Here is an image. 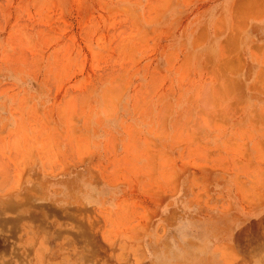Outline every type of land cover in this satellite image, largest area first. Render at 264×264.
Returning <instances> with one entry per match:
<instances>
[{
    "label": "rangeland",
    "instance_id": "rangeland-1",
    "mask_svg": "<svg viewBox=\"0 0 264 264\" xmlns=\"http://www.w3.org/2000/svg\"><path fill=\"white\" fill-rule=\"evenodd\" d=\"M261 230L264 0H0V264H264Z\"/></svg>",
    "mask_w": 264,
    "mask_h": 264
},
{
    "label": "bare ground",
    "instance_id": "bare-ground-1",
    "mask_svg": "<svg viewBox=\"0 0 264 264\" xmlns=\"http://www.w3.org/2000/svg\"><path fill=\"white\" fill-rule=\"evenodd\" d=\"M259 217H260V216H259ZM253 222H254V221H252V224H253ZM259 223H261V222H259ZM248 225H249V224H248ZM257 225H258V224H257ZM239 226H240V225H239ZM253 226H254V225H253ZM247 227H248V226H247ZM238 228H239V227H238ZM254 228H255V227H254ZM244 229H245V228H244ZM244 229H242V230H244ZM262 229H263V228H262ZM236 230H237V229H236ZM202 231H203V230H202ZM261 231H262V230H261ZM197 232H199V231H197ZM262 232H263V231H262ZM189 233H190V232H189ZM189 233H188V234H189ZM263 233H264V232H263ZM257 234H258V233H257ZM260 234H261V233H260ZM193 235H194V234H193ZM193 235H192V236H193ZM263 235H264V234H263ZM198 236H199V235H198ZM254 236H255V235H254ZM194 237H195V236H194ZM202 237H203V235H202ZM205 238H206V237H205ZM252 239H253V238H252ZM242 242H243V241H242ZM258 242H260V240H259ZM249 245H250V244H249ZM252 245H253V244H252ZM254 245H256V244H254ZM238 246H239V245H238ZM263 247H264V246H263ZM241 249H242V248H241ZM256 249H257V248H256ZM262 250H263V249H262ZM248 251H249V250H248ZM253 252H254V251H253ZM253 252H252V253H253ZM261 252H262V251H261ZM261 252H260V253H261ZM244 253H245V252H244ZM249 253H250V252H249ZM262 254H264V253H262ZM248 255H249V254H248ZM259 255H260V254H259ZM250 258H251V256H250ZM261 258H262V256H261ZM247 259H248V258H247ZM257 259H258V258H257ZM261 261H262V260H261ZM261 263H262V262H261Z\"/></svg>",
    "mask_w": 264,
    "mask_h": 264
}]
</instances>
